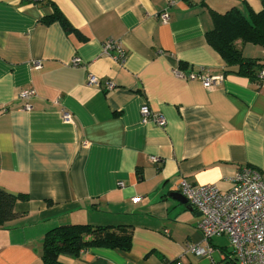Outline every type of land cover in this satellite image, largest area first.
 <instances>
[{"label":"crops","instance_id":"0c3cea01","mask_svg":"<svg viewBox=\"0 0 264 264\" xmlns=\"http://www.w3.org/2000/svg\"><path fill=\"white\" fill-rule=\"evenodd\" d=\"M263 6L264 0H0V106L7 109L0 114V187L25 195L0 226V264H43L45 232L69 223L128 225L131 242L127 250L60 255L62 264H235L228 237L206 242L198 211L173 194L182 178L226 190L243 166L264 180V78L227 68L205 38L211 10L236 7L248 15ZM54 9L71 30L41 21ZM109 38L126 52L122 62L103 52ZM237 47L264 64L260 46ZM176 67L223 80L205 88L176 76ZM88 74L98 86L87 84ZM106 81L114 87L106 89ZM25 89L34 90L28 100L18 97ZM143 105L165 126L142 122ZM190 243H208L211 251L197 256Z\"/></svg>","mask_w":264,"mask_h":264},{"label":"built area","instance_id":"2783aa9c","mask_svg":"<svg viewBox=\"0 0 264 264\" xmlns=\"http://www.w3.org/2000/svg\"><path fill=\"white\" fill-rule=\"evenodd\" d=\"M162 21L168 19V14L162 12ZM103 52L111 54L112 58L122 62L126 52L119 42L109 38L102 46ZM111 50H115L112 53ZM79 58L72 59L71 64L79 63ZM34 67H39L34 62ZM178 77L187 80H199L203 87L211 88L222 82V75H204L199 72L182 71L179 67L173 70ZM258 81L264 78V67L256 74ZM87 84L98 86L99 80L91 74L87 75ZM111 81L105 82L106 89H112ZM34 94L33 89L21 90L18 97L28 100ZM25 110H30L31 105L25 103ZM6 107L0 106V114L6 112ZM142 122L151 121L159 127L165 126V120L160 114H154L147 105L140 108ZM62 118L70 120V114L64 112ZM156 161V158H151ZM178 191L186 202L200 213L197 228L203 234L205 241L213 236H226L232 249V260L235 264H264V180L261 174L252 167L239 168L230 178V186L220 190L211 184L194 185L184 178L180 179ZM187 250L197 256L208 255L211 247L208 243L200 245L190 243Z\"/></svg>","mask_w":264,"mask_h":264},{"label":"trees","instance_id":"16d2710c","mask_svg":"<svg viewBox=\"0 0 264 264\" xmlns=\"http://www.w3.org/2000/svg\"><path fill=\"white\" fill-rule=\"evenodd\" d=\"M210 15L213 27L205 33L207 43L223 58L227 68L256 80V74L264 64L257 58L243 56L237 41L264 49V6L258 12L249 10L248 15H243L236 7L224 12L211 10ZM41 21L45 24L57 21L66 31L71 30L57 9L43 16ZM179 67L184 66L181 64ZM19 198L24 199L25 195H16L0 187V226L15 217L13 204ZM130 242L128 225L62 224L45 232L41 259L43 264H62L58 260L60 255L76 257L88 247L127 250Z\"/></svg>","mask_w":264,"mask_h":264},{"label":"water","instance_id":"95a60500","mask_svg":"<svg viewBox=\"0 0 264 264\" xmlns=\"http://www.w3.org/2000/svg\"><path fill=\"white\" fill-rule=\"evenodd\" d=\"M173 196H174V198H176L181 203H184V204L186 203V199L180 193H174ZM187 208L192 209V210L194 209V207L192 205H190V204L187 205Z\"/></svg>","mask_w":264,"mask_h":264}]
</instances>
